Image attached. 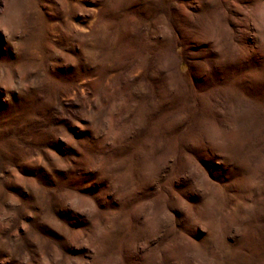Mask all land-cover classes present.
I'll use <instances>...</instances> for the list:
<instances>
[{
	"label": "rangeland",
	"instance_id": "1",
	"mask_svg": "<svg viewBox=\"0 0 264 264\" xmlns=\"http://www.w3.org/2000/svg\"><path fill=\"white\" fill-rule=\"evenodd\" d=\"M0 264H264V0H0Z\"/></svg>",
	"mask_w": 264,
	"mask_h": 264
}]
</instances>
